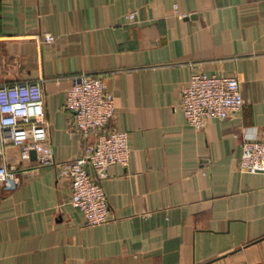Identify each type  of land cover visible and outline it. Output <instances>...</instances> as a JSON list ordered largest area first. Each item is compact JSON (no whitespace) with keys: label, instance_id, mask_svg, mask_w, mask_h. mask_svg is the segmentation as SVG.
<instances>
[{"label":"crops","instance_id":"obj_1","mask_svg":"<svg viewBox=\"0 0 264 264\" xmlns=\"http://www.w3.org/2000/svg\"><path fill=\"white\" fill-rule=\"evenodd\" d=\"M193 67L238 76L241 112L189 125ZM81 72L103 77L109 127L130 132L129 163L101 181L111 218L87 225L70 179L10 145L20 185L0 184V264H264V172L238 168L244 139L264 140V0H0V83L44 80L57 163L94 139L65 108Z\"/></svg>","mask_w":264,"mask_h":264},{"label":"built area","instance_id":"obj_2","mask_svg":"<svg viewBox=\"0 0 264 264\" xmlns=\"http://www.w3.org/2000/svg\"><path fill=\"white\" fill-rule=\"evenodd\" d=\"M127 18L136 22L137 12H129ZM36 39L44 44L56 38L45 32ZM43 81L0 83V184L5 190L20 185L19 167L7 155L10 145L21 148L22 161L31 160L35 152L40 165H55L59 175L70 179L72 204L82 211L87 225L105 224L111 218V208L101 181L112 165H127L132 153L130 132L109 127L117 110L114 93L102 76L87 72L73 75L65 103L73 114L71 129L81 137L94 139L74 158L57 163L46 120ZM244 105L236 75L208 74L193 67L181 92L186 121L197 130L204 129L210 119L225 120L241 112ZM238 168L241 172H264L263 139H244Z\"/></svg>","mask_w":264,"mask_h":264}]
</instances>
